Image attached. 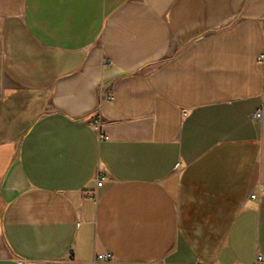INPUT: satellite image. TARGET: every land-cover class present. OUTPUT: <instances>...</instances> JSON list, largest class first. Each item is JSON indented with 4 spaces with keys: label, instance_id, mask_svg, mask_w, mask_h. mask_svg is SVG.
Segmentation results:
<instances>
[{
    "label": "crops",
    "instance_id": "0c3cea01",
    "mask_svg": "<svg viewBox=\"0 0 264 264\" xmlns=\"http://www.w3.org/2000/svg\"><path fill=\"white\" fill-rule=\"evenodd\" d=\"M261 53L264 0H0V264H264Z\"/></svg>",
    "mask_w": 264,
    "mask_h": 264
},
{
    "label": "built area",
    "instance_id": "2783aa9c",
    "mask_svg": "<svg viewBox=\"0 0 264 264\" xmlns=\"http://www.w3.org/2000/svg\"><path fill=\"white\" fill-rule=\"evenodd\" d=\"M258 60L260 61V62H262L263 60H264V54L263 53H261L259 56H258ZM263 115H264V94H263V98H262V102H261V105H260V107L253 113V117L255 118V119H262V117H263ZM92 124L95 126V127H99L100 126V124H101V122L99 121V120H94L93 122H92ZM109 137L108 136H105L104 137V139H108ZM103 183H104V179H99L98 180V182H97V185H98V187H100V186H102L103 185ZM258 196H257V193H254V194H252V198H257ZM98 259L99 260H106V261H111L112 259H113V257H112V255L110 254V253H108V254H100L99 256H98ZM263 260V256L262 255H259L258 256V261L260 262V261H262Z\"/></svg>",
    "mask_w": 264,
    "mask_h": 264
}]
</instances>
